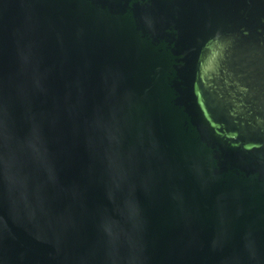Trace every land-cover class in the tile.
<instances>
[{
	"label": "water",
	"instance_id": "95a60500",
	"mask_svg": "<svg viewBox=\"0 0 264 264\" xmlns=\"http://www.w3.org/2000/svg\"><path fill=\"white\" fill-rule=\"evenodd\" d=\"M0 264H264V0H0Z\"/></svg>",
	"mask_w": 264,
	"mask_h": 264
}]
</instances>
